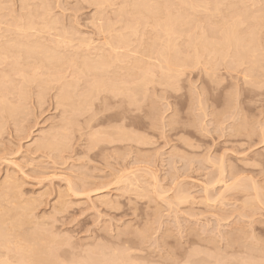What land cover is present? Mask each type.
Masks as SVG:
<instances>
[{"label": "rangeland", "instance_id": "obj_1", "mask_svg": "<svg viewBox=\"0 0 264 264\" xmlns=\"http://www.w3.org/2000/svg\"><path fill=\"white\" fill-rule=\"evenodd\" d=\"M0 48V264H264V0H0Z\"/></svg>", "mask_w": 264, "mask_h": 264}, {"label": "bare ground", "instance_id": "obj_2", "mask_svg": "<svg viewBox=\"0 0 264 264\" xmlns=\"http://www.w3.org/2000/svg\"><path fill=\"white\" fill-rule=\"evenodd\" d=\"M180 1H184V3H186L188 0H180ZM185 1H186V2H185ZM129 6H130V4H129ZM140 6H144V5L140 4ZM217 9H218V8H217ZM124 10H125V9H124ZM125 11H126V10H125ZM154 12H155V11H150L149 13H146V12H144V8H143V9L140 10L139 13L137 14V15H138V19L141 20V19H143V18H145V17H150V18L158 19V17H156V15H155L156 13H154ZM134 14H135V13H134ZM137 15H136V16H137ZM177 20H178L177 18L172 17V16H169L168 19H166V21H164V20H163V21H160V20H159V21H160L159 23L161 24V26H162V23H163L162 28H164L166 31H169V32H170V31H173L174 26H175V22H176ZM46 23H47V22H46ZM160 24H159V25H160ZM43 25H44V24H43ZM47 25H48V24H47ZM48 26H49V25H48ZM44 27H45V26H44ZM175 27H176V26H175ZM232 31H233V30H232ZM227 32H229V31H227ZM227 32L224 33V37L226 38V40L224 39L225 43H223V44H226L227 42H229V40H230L231 37H232V36H231L232 34L227 33ZM233 33H234V31H233ZM229 34H230V35H229ZM233 35H234V34H233ZM226 36H227V37H226ZM230 36H231V37H230ZM120 38H121V37H120ZM229 38H230V39H229ZM26 40H28V39H26ZM119 40H120V39H118V40H116V41L119 42ZM232 40H233V39H232ZM29 41H30V40H29ZM121 41H125V38L123 39V37H122ZM121 41H120V43H121ZM30 42H31V41H30ZM32 42H33V41H32ZM33 43H34V42H33ZM36 43H37V42H36ZM230 43H231V41H230ZM241 43H242V42H241ZM37 44H38V43H37ZM37 44L34 43L33 45H34V46H35V45L37 46ZM227 44L229 45V43H227ZM227 44H226V45H227ZM27 45H28V44H27ZM27 45H26V46H27ZM30 45H31V44H30ZM38 45H39V44H38ZM243 45H245V44H243ZM3 46H5V45H3ZM3 46H2V47H3ZM44 46H45V45H43V46H41V47L44 48ZM219 46L222 47L221 44H220ZM223 46H224V45H223ZM241 46H242V44H241ZM241 46H240V47H241ZM6 47H7V46H6ZM224 47H225V46H224ZM3 48H4V47H3ZM25 48H26V47H25ZM37 48H38V47H37ZM37 48H34V49H37ZM246 48H247V47H246ZM0 49H2V48H0ZM8 49H9V48H8ZM26 49H27V48H26ZM30 49H31L30 51H31L32 53H33V51L35 52V50L32 49V47H30ZM38 49H40V48H38ZM45 49H47V48H45ZM225 49H226V48H225ZM242 49H243V48H242ZM5 50H6V49H5ZM32 50H33V51H32ZM48 50H49V49H48ZM48 50H47V51H48ZM6 51H7V50H6ZM6 51H5V53H6ZM50 51H51V50H50ZM27 52H29V51H27ZM31 52H29V53H31ZM48 52H49V51H48ZM24 53H25L24 55L27 54L26 51H25ZM54 53H55V52H54ZM54 53H53V54H54ZM22 55H23V54H22ZM27 56H28V55H27ZM236 56H237V55H236ZM28 57H29V56H28ZM239 57H240V56H239ZM167 59H168V58H167ZM14 60H15V59H14ZM17 60H18V59H17ZM165 61H166V59H165ZM17 62H18V61H17ZM168 62H169V61L167 60L166 63H168ZM14 63H15V62H14ZM103 63H104V61H103ZM12 64H13V63H12ZM15 64H16V63H15ZM18 64H19V62H18ZM18 64H16V65L18 66ZM86 64H87V63H86ZM97 64H99V63H97ZM95 65H96V64H95ZM95 65L93 66L94 68H95ZM99 65H100V64H99ZM101 65H103L102 62H101ZM89 66H90V65H89ZM104 66H105V65H104ZM83 67H84V63H83ZM96 67H97V66H96ZM87 68H88V67H87ZM98 68H99V67H98ZM100 68H102V67H100ZM100 68H99V69H100ZM91 69H93V68H91ZM86 70H87V69H86ZM89 70H90V69H89ZM84 71H85V70H84ZM28 78H29V77H28ZM98 81H99V80H98ZM96 82H97V81H96ZM99 84L101 85L100 82H99L98 84H96L97 86H96L95 89H99V91H100V90H101V89H100L101 86H100ZM106 85H107V84H106ZM99 86H100V87H99ZM110 86H111V85H110ZM103 87H104V85H103ZM105 87H106V86H105ZM104 89H105V88H104ZM108 89H109V88H108ZM63 95H65V94H63ZM67 96H68V95H66V98H67ZM62 98H63V97H62ZM3 104H4V102L2 103V102L0 101V106L3 105ZM2 107H3V109L5 108V106H2ZM2 107H0V108H2ZM13 108H14V107H13ZM43 146H44V145H43ZM28 207H29V206H28ZM1 221H2V220H1ZM0 225H2V224H0ZM0 228H1V226H0ZM3 228H4V227H3ZM2 231H3V229L0 230V233H1L0 235H2V234L4 235V233H2ZM7 234H8V233H7ZM28 236H29V235H28ZM30 236H31V235H30ZM33 236H34V235H33ZM4 237H6V236L4 235ZM4 237L0 236V243H2L1 241H3L2 244L4 245V247H6V242H9V243H10V241H8V240L6 239L8 236L4 239V240H6V241H4V240L2 239V238H4ZM31 237H32V236H31ZM27 238H28V237H27ZM35 238H36V237H35ZM8 239H9V238H8ZM31 239H32V238H31ZM29 241H30V240H29ZM4 242H5V243H4ZM33 242H34V240H33ZM30 243H31V242H30ZM2 244H1L0 246H3ZM15 244L17 245V243H15ZM18 244H19V243H18ZM7 245H8V243H7ZM10 245H12V244H10ZM20 245H21V244H20ZM18 246H19V245H18ZM21 246H22V245H21ZM12 247H13V245H12ZM14 247H15V246H14ZM19 247H20V246H19ZM0 248H1V247H0ZM10 248H11V246H10ZM51 248H52V247H51ZM11 249H12V248H11ZM15 249L17 250L18 247H17V248L15 247ZM21 249H22V247H21ZM53 249H54V248H53ZM53 249H51V250H53ZM58 249H59V248H58ZM58 249H57V250H58ZM5 250L7 251L8 249H5ZM13 250H14V249H13ZM32 250H33V249H32ZM40 250H41V249H40ZM40 250H39V251H40ZM46 250H47V249H46ZM51 250H49V251H51ZM55 250H56V249H55ZM55 250H53V252H52V251L49 252L50 254H48V252L46 251L47 254L50 256V257H48V258H51V257H52V256H51L52 253H54L53 258H56V257H55V253H56ZM59 250H60V249H59ZM11 251H12V250H11ZM18 251H20V249H18ZM21 251H22V250H21ZM21 251H20V252H21ZM35 251H36V250H35ZM35 251H34V252H35ZM39 251H38V252H39ZM43 251H44V250H43ZM97 251H98V250H97ZM101 251H103V250H101ZM128 251H130V250H128ZM32 252H33V251H32ZM34 252H33V253H34ZM125 252H126V251H125ZM9 253H10V252H9ZM39 253H40V252H39ZM39 253H38V254H39ZM97 253H98V252H97ZM34 254H35V253H34ZM34 254H32V255L34 256ZM94 254H95V253H94ZM112 254H113V253H112ZM9 255H10V254H9ZM36 255H37V254H36ZM44 255H45V254H44ZM44 255H43V258H41L42 261L44 260ZM56 255H57V253H56ZM118 255H120V254H118ZM118 255H117V256H118ZM41 256H42V254H41ZM45 256H46V255H45ZM88 256H89V257H88ZM88 256H87V258L84 257L85 259H84V258L81 259L82 257H81L80 259H81L82 261L85 260L84 262H86V261L89 259V260L86 262V264H88V263L90 264V262H92V261H93V263L96 262V261H97L96 263L99 262L98 260L100 259V256H99V259H97V258L94 257L95 260H92L93 257H90L91 254L88 255ZM105 256H106V254H105ZM30 257H31V255H30ZM77 257H78V256H77ZM101 257L103 258V256H101ZM120 257H121V256H119V258H120ZM35 258H38V257H34V259H35ZM48 258L46 257V259H45L46 261L48 260L47 263L50 262L49 260L52 259V258H51V259H48ZM58 258H60V257H58ZM106 258H107V257H106ZM115 258H116V255H115ZM20 259H22V258H20ZM78 259H79V258H78ZM90 259H91L92 261H90ZM96 259H97V260H96ZM107 259H108V258H107ZM117 259H118V258H117ZM121 259H123V258H122V257L120 258V261H121V263H122V261H124V259H123V260H121ZM129 259H130V258H129ZM18 260H19V259H18ZM27 260H28V259H27ZM27 260L25 259V260L23 261L22 264L27 263V262H28L27 264H31V263L33 262V261H32L33 259H31V261H32L31 263L29 262V260H28V261H27ZM37 260H38V259H37ZM103 260H104V259H103ZM26 261H27V262H26ZM60 261H61V260H60ZM70 261H71V260H70ZM75 261H77V260H75ZM75 261H74V262H75ZM111 261H114L113 264H118V263H119V262H118L119 260H116L117 263H115V259L112 260V258H111L110 262H111ZM126 261H127V260H126ZM137 261H138V259H137ZM40 262H41V261L39 260V263H40ZM51 262L54 263L55 261H54V262L51 261ZM51 262L48 263V264H51ZM56 262H57V261H56ZM79 262H80V261H79ZM84 262H83V264H84ZM101 262H103V261H101ZM107 262H108V263H107ZM107 262H106L107 264L110 263L109 261H107ZM20 263H21V260H20ZM34 263H35V262H34ZM43 263H44V262H43ZM45 263H46V262H45ZM47 263H46V264H47ZM93 263H91V264H93ZM99 263H100V262H99ZM103 263H104V262H103ZM123 263H124V262H123ZM125 263H126V262H125ZM130 263H131V262H130ZM94 264H95V263H94ZM110 264H112V263H110ZM119 264H120V263H119ZM131 264H133V263H131ZM134 264H136V262H135Z\"/></svg>", "mask_w": 264, "mask_h": 264}]
</instances>
